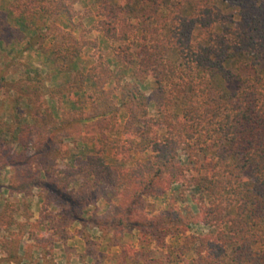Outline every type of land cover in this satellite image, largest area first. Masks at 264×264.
Instances as JSON below:
<instances>
[{
	"label": "trees",
	"instance_id": "obj_1",
	"mask_svg": "<svg viewBox=\"0 0 264 264\" xmlns=\"http://www.w3.org/2000/svg\"><path fill=\"white\" fill-rule=\"evenodd\" d=\"M8 2L10 13L19 17L52 16L50 31L57 39L54 61L75 59L90 44L55 23L62 15L72 23L77 16L73 8L77 0ZM134 5L139 13L130 20L127 13ZM96 14L100 18L96 30L107 40L122 43L114 49L118 65L128 70L136 64V84L126 83L120 94L119 101L128 114L123 128L126 134L134 132L145 137L151 152L131 177L132 183L128 173L116 174L102 159L88 158L85 171L90 170V175L104 176L108 184L122 182L126 187L120 204L101 219L137 231L143 244L163 246L166 237L184 235L195 214L210 231L202 237H185L195 245L192 264H264V237L252 230L259 229L264 221V78L256 71L258 60L264 57V0H120L117 4L98 0ZM5 19L0 18V39L12 31ZM80 26L79 22L75 24ZM170 52H175L179 63L169 59ZM92 72L82 77L81 83L91 78L103 86L105 79ZM148 77L154 79L156 92L164 100L163 108H181L180 117L165 115L166 132L161 137L147 127L151 122L158 129L157 123L147 119V97L138 85ZM114 106L105 100L103 108L94 106L85 121L112 116ZM40 113V107H35L37 123L45 121ZM20 126V138L32 131L25 124ZM49 139L50 132L40 141L41 168L37 175L21 177L20 186L33 180L43 184L53 180L59 184V194L68 195L69 180L75 173H50L48 160L64 155L58 146L48 147ZM204 150L213 154L200 161L199 154ZM180 151L196 172L204 171L206 175L188 174L177 162ZM41 172L43 179L39 177ZM19 180L13 178L10 188L15 189L14 181ZM202 180L210 182L209 201L206 204L201 199L194 211L185 207L182 213L168 207L150 219L138 213L137 207L145 198L162 197L176 184L197 187ZM237 199L234 215L225 219L227 208ZM68 214L82 225L100 226L96 219L81 217L69 200L63 211L64 216ZM11 225L12 220L0 214V229L8 230ZM2 240L4 250L6 246L10 251L14 249V242ZM191 247L183 244L181 250Z\"/></svg>",
	"mask_w": 264,
	"mask_h": 264
},
{
	"label": "rangeland",
	"instance_id": "obj_2",
	"mask_svg": "<svg viewBox=\"0 0 264 264\" xmlns=\"http://www.w3.org/2000/svg\"><path fill=\"white\" fill-rule=\"evenodd\" d=\"M52 1L46 0L47 3ZM112 2L117 4L120 0ZM8 4V0H0V18H6L12 29L2 36L3 40L0 39L3 44L20 43L25 33H37V30L44 37L51 34L53 19L49 13L23 18L11 14ZM75 4L97 16L98 0H77ZM91 6L96 7L93 12H90ZM79 13L81 16L83 12ZM137 13L139 10L134 5L127 17L133 20ZM105 40V44H100L91 54L85 52L82 55L83 72L74 74L71 79L67 75V67L74 59L54 61L52 51L46 61L44 49L35 48L26 52L23 63L18 57L12 59L15 54L11 52L12 45L0 48V214H6L13 223L8 230L0 229V238L4 243L14 242L12 251L8 250L9 246L4 250L0 244V264H192L195 245L185 237H202L210 231L201 223L200 217L193 214V222L184 235L177 238L168 236L163 246H158L154 242L143 244L137 231H128L123 226L116 227L101 219L120 204L126 187L122 182L111 185L104 176L90 175V170L85 171L88 158L102 159L116 174L128 173V181L131 182L140 163L151 154L145 137L140 138L134 132L126 134L123 128L128 114L119 101L120 94L126 83L136 84L133 77L136 64L128 70L123 69L114 53L122 43ZM168 57L179 63L175 52H170ZM235 59L244 60L243 57ZM92 69L93 75L97 73L98 78L105 79L103 86L91 78L81 83V78ZM256 71L259 77L264 78V57L258 60ZM138 85L147 97V119L157 123L158 129H154L151 122L147 127L161 137L166 132L165 115L177 114L180 117L181 108L162 107L164 100L157 94L153 78L148 77ZM105 100L115 105L116 112L92 122L85 121L94 106L103 108ZM35 107H40L44 122L34 120ZM21 124L32 128L23 138H20ZM49 132L48 147L58 146L64 155L52 162L48 160L52 167L50 173L54 171L57 174L60 170L75 173L69 180L68 195H60L59 184L53 180H48L47 184L33 180L20 186L21 177L35 176L41 168L38 148L41 139ZM212 154L204 150L199 159L203 161ZM177 162L194 177L206 175L204 171L196 172L182 151ZM42 175L41 172V179ZM13 178H20L14 181L15 189L10 188ZM209 184L208 180H202L197 187L179 184L168 187L164 196L148 197L140 202L138 213L150 219L168 207L182 213L185 207L194 211L201 199L208 203ZM225 195L229 196L231 192H225ZM67 200L77 207L81 217L88 221L96 219L100 226L82 225L72 220L69 214L64 216ZM237 201L227 208L225 219L234 215ZM252 230L258 231V237H264V221L259 229ZM183 244L192 247L182 251ZM12 254L15 258L10 259Z\"/></svg>",
	"mask_w": 264,
	"mask_h": 264
},
{
	"label": "crops",
	"instance_id": "obj_3",
	"mask_svg": "<svg viewBox=\"0 0 264 264\" xmlns=\"http://www.w3.org/2000/svg\"><path fill=\"white\" fill-rule=\"evenodd\" d=\"M73 8H74L75 12H78V13H77V16L75 18H73L72 23H70L68 21V19L65 15H62L56 21V25L65 31L71 32L75 38L82 39L84 41L89 42L90 44H87L82 49L79 56L72 61L73 63L68 65L67 75L70 79H71V76H73L74 74H78V73L83 72V67H81L82 66L81 64L83 63L81 61V59L83 58L82 55L85 52H87L88 54H91V52L95 51L96 48L100 44L104 45L106 42V40L102 36V34L98 30H96V28H95V25H96L97 21L99 20V17L96 16L95 14H93V16H92V14H90L87 11L88 9L82 10L76 4L73 6ZM91 8L92 9L90 10V12H93V10L96 7L94 8V6H91ZM79 11L83 12V13H81V16L79 15L80 14ZM85 11H86V13H85ZM47 22L48 23L50 22L49 19H47ZM77 22H79L81 24L80 28L75 27V24ZM24 35L25 36L22 39H20V41H19L20 43L14 42V45H12V43L3 44L0 41V48H3L5 46L10 47L12 45L11 46L12 47L11 52H12V54L15 53L13 55L12 59L15 60L16 57H18L23 63L26 61V57L24 55L26 54L27 51H33L35 48H37V50L39 48H41V49L43 48L45 51L44 55H45L46 61H48V57L52 54V51L57 44V39L55 38V36L53 34H50L49 36L44 37V35H42L40 30H37V33L29 32L28 34L25 33ZM89 50H91V51H89ZM30 55H32V54L30 53ZM49 60H50V58H49Z\"/></svg>",
	"mask_w": 264,
	"mask_h": 264
}]
</instances>
